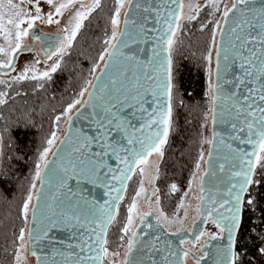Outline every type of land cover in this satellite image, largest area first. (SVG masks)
Returning a JSON list of instances; mask_svg holds the SVG:
<instances>
[{"label":"snow or ice","instance_id":"snow-or-ice-1","mask_svg":"<svg viewBox=\"0 0 264 264\" xmlns=\"http://www.w3.org/2000/svg\"><path fill=\"white\" fill-rule=\"evenodd\" d=\"M257 0H230L224 3V0H205L201 5L199 0H188L187 8L189 14L185 16V0H168L167 5L160 4L156 11V24L161 25V20L164 23L160 27L153 29H146V31H153L157 33L156 41L157 47L153 48L156 56L161 57L160 68L164 72H160V68H155V75H150L145 71L143 80L147 83L149 80L156 81L155 86L149 85L147 89L140 83L141 77L133 75L136 81L135 93L131 89L127 90V94L115 96L114 99H105L110 96L112 91H121L118 84H123L124 77H127V70L121 69L117 78L109 76V84L97 85L93 81H100L101 76L94 75L92 79L85 81V86L77 94V98L72 100L67 107L63 109L61 115H57L54 119L56 125L55 130L51 132L50 138L46 140V147L40 152L38 162L35 164L34 175L32 182L28 188V195L26 196L22 205V215L25 223L29 214L30 206L35 214L36 205L33 199H40L37 189V182L40 183L41 188L48 183L51 187L52 170L47 173L51 163L47 157L52 152L53 146L59 139L57 133L59 132V125L61 120L69 125L71 128L73 122V110H76V115L80 116L83 113L81 108L91 105L96 107L94 101L100 100V107L103 111V119L97 120V131L101 132L104 139L100 143V152H95L93 155L100 158L99 163L96 160H91L83 154L81 149L88 148L91 144V138L84 137L83 142L78 146L77 151H81V159L79 161V170L76 166L73 168L74 175L80 176L86 182L95 183L99 179L100 169L107 167L103 163V156L109 155V149L112 154L117 156L120 163L124 165L119 169L120 175H113L112 179L119 183V187L108 184V187L115 192L107 193L109 200L105 204L100 205L98 211L90 212L91 221H85L81 225L80 217H64V221H73V227L82 226L86 230V237H82V242L79 245H69V247H78L79 254L68 253L59 264H208L209 251L213 246L209 241H219L224 237L220 234L227 233L226 247H216L214 259L212 264H244L243 257L245 255L244 249L240 246L238 234L242 228L243 210L246 203L247 206L253 204L252 199L246 202L243 200L244 194L254 184L259 181L255 180L256 169L259 167L264 175V0H259L260 6L249 7L255 5ZM125 4L129 8L133 5V0H116V9L111 18L112 32L111 36L103 41L105 45L104 50L98 57V62L95 63L91 69L95 73L100 69V64L103 63L104 69H100L103 73L105 69H109L116 64V57L123 56L127 61H136L134 55H125L120 45L129 47L128 34L119 29L121 10L124 9ZM177 7L173 8L172 5ZM42 5H46L49 9L45 11ZM223 5V7H221ZM101 7V0H0V34L4 43L0 44V77L9 76L10 73L16 72V59L18 54L23 52H32V47H25L24 40L29 37V33L36 27L37 22L46 25H56L59 32L53 37L47 35L32 34V38L42 45L41 51L44 55V60L35 59L34 64H25L19 74L12 76L10 80L0 79V85L10 88L12 84L23 82L27 79L32 80H51L52 74L56 73L61 68V63L68 54L69 49H72L74 42L77 40L81 30L85 27V21L89 20L92 14ZM136 8L140 5L137 3ZM165 10V16H160L159 9ZM205 9L208 11L205 12ZM149 8H144V11H149ZM201 12H205V16H215L216 13H221L220 17L214 21L212 28V46L216 52V82L212 81V69L209 66V84L208 90L212 101L213 124L217 123V116H219L220 123H229L232 133L229 139L239 141L241 144L251 145L253 151H240L232 146L230 143H225L223 137L220 143L228 149L231 156H225V160H231V176L237 179V183H232L228 191L229 199L222 201L217 206V201L211 199L207 201L204 212V222L211 221L218 229V233H211L204 230L195 231L196 219L201 216V205L197 204L195 208L196 217H193L192 227H186L185 221L189 216L190 204H186L184 199H181L178 205V211L183 209V217L179 215L169 218L160 210L161 203L158 193L160 189L157 187L146 189L145 184L155 185V182L160 177V160L164 157V145L167 143L170 129L172 127L173 105H172V91H173V75H174V45L176 43L175 37L181 31V21L186 19L192 22L199 18ZM238 13L239 16H232V26L227 30L228 43L223 47V60L225 65L223 73L230 71L229 61L232 64L238 62L240 70L239 75H235L234 79H224L221 72V44L216 37L219 34L222 38L225 35V27L229 23L230 14ZM128 13L125 12V24ZM221 21L224 23L222 24ZM135 23V21H133ZM208 23H213L208 20L201 25V31L207 27ZM26 26V27H25ZM163 29V30H162ZM62 33V35L60 34ZM122 37L124 39H122ZM162 42V43H161ZM166 45V49H164ZM162 51L167 52L166 58L161 56ZM231 53V55H229ZM39 55V53H37ZM55 57V59H53ZM209 65L212 61V49L208 51L205 57ZM53 61L48 65V61ZM44 63L48 70H45L37 75L36 65ZM151 64V61H149ZM138 66V64H137ZM31 73V76H29ZM163 75V79L161 76ZM223 81L219 83V81ZM224 84L233 85V89L225 95L222 91ZM244 87V92L241 94V88ZM38 87L43 88L40 84ZM93 89L89 91V89ZM151 92L154 97V102L159 100L161 95L167 97L166 110L159 104L154 114H150L147 123L138 129L143 134L144 128L151 129L153 125H157L155 131H150L147 136L141 135L137 137L135 132L128 135L125 121L118 115V106L127 105L129 108L137 107L139 111L143 112V95L146 92ZM19 94V93H17ZM85 94L88 99L85 100ZM9 92L0 91V107L8 104ZM220 102V112H216L217 102ZM134 102V103H133ZM116 109V111H113ZM93 115H97L93 113ZM135 115V113H133ZM230 118V119H229ZM0 119H4L0 115ZM127 123H131L130 121ZM123 131L127 138L129 145L133 143L139 144V148L131 149V156H120L114 144L109 143V137L112 130ZM243 133L244 136L240 134ZM215 137V133H214ZM79 139V137H78ZM68 140V143H72ZM60 143H64L63 140ZM204 143L213 144V139H206ZM3 145V136L0 135V146ZM120 151H129L128 149H120ZM2 155V152H0ZM55 156L57 153L52 152ZM155 155L156 160H151L150 157ZM208 160L204 158V152L201 151L199 160L195 165V172L189 182V191L193 187L201 192L198 197L202 202L205 197L202 194L204 189V178L209 175L207 170H202V164L211 166L212 151L208 152ZM238 169V170H235ZM137 170L141 177L139 181V189L132 198L130 205L127 208L126 222L120 229L121 235L119 243L116 248L109 247L108 229L115 222L116 217L113 215L112 201L123 200L121 193L126 191V181L130 180ZM112 170L109 169V172ZM219 171H225V164H219ZM215 174V173H213ZM80 182L79 180L77 181ZM170 190L177 191V185L171 184ZM235 190V191H233ZM188 195L187 192L184 193ZM143 197V204L147 205L148 210H141L140 198ZM151 197H155L153 201ZM55 198L54 196L52 197ZM119 209V204L115 205ZM153 209L156 211V231H153V224L148 222L147 218L153 215ZM223 209L224 211H221ZM213 213H216L213 216ZM139 220V224L135 221ZM61 221L52 220L48 229L42 233L33 236V230L28 229L27 234L29 241L25 240L26 229L21 228L17 240L18 247L12 254V264H28L27 256L31 254L36 258L37 264H57L55 252L49 258L47 255L41 256L37 251L32 250L30 241L35 240L37 243L41 239H46L48 231L56 228ZM152 232L150 236L149 233ZM192 236L191 239H186L180 236L181 233ZM167 236L180 237L178 246L174 247L173 242L167 239ZM264 242V235L260 237ZM44 250L41 248L40 252ZM256 252L264 256V246H258ZM61 255H64L63 253Z\"/></svg>","mask_w":264,"mask_h":264},{"label":"trees","instance_id":"trees-1","mask_svg":"<svg viewBox=\"0 0 264 264\" xmlns=\"http://www.w3.org/2000/svg\"><path fill=\"white\" fill-rule=\"evenodd\" d=\"M115 0H102L85 27L81 30L72 49L65 55L61 68L52 74L51 80L38 83L25 80L12 85L8 104L0 107V134L3 145L0 152V264H12V254L18 247L20 229L25 220L21 209L28 195L35 164L40 152L47 146L54 129L55 117L77 97L91 79V69L104 50L103 41L111 36ZM208 19L201 14L197 20L184 21L174 45V75L172 91V127L164 157L160 160V177L155 187L160 189V206L172 216L180 200L189 188L195 165L205 144L211 97L208 90L209 65L205 57L212 46L213 23L201 31ZM212 64V61H211ZM43 84L40 88L38 85ZM19 93V94H17ZM257 167L254 184L244 201L252 199L251 206L244 205L242 228L238 234L244 249V264H264V256L256 252L264 246V175ZM140 175L136 172L129 181L125 196L119 203L116 220L108 229L109 247L116 248L120 229L126 221L127 208L137 191ZM177 191L170 190L171 184Z\"/></svg>","mask_w":264,"mask_h":264},{"label":"water","instance_id":"water-1","mask_svg":"<svg viewBox=\"0 0 264 264\" xmlns=\"http://www.w3.org/2000/svg\"><path fill=\"white\" fill-rule=\"evenodd\" d=\"M139 4L140 7L136 8L135 5ZM168 0H133V5L131 8L126 5L125 10L122 13L121 22H120V30H123L128 34L129 47H123L121 44L120 47L125 55H134L136 57V61H127L123 56L116 57L115 66L105 69L102 73L100 69H104L103 63L100 66V69L94 74L101 76L100 81H93L97 85L100 84H109V76L112 78H117L119 71L121 69L127 70V77L122 78L123 84H118V88L121 91H112L110 96H106L105 99H114L115 96L123 94H127V90L131 89L133 93H135V84L136 81L133 79V75L141 77L140 83L144 85V88L147 89L149 85L155 86L156 81L149 80L147 83L143 80V75L145 71L150 75H155V68H160V60L161 57H158L153 52V48L157 47L156 36L157 33L153 31H146V29H153L155 27H160L163 25L164 21L161 20V25L156 24V11L159 8L160 4L167 5ZM260 6L259 0L255 5H250L249 7ZM149 8L150 10L145 12L144 8ZM173 8H176L177 5L173 4ZM160 16H165V10L160 8ZM125 12L128 13L127 20L128 23L125 24ZM232 16H239L238 13L230 14L229 23L224 25L225 27V35L222 38L219 34L216 39L218 42L223 40L221 44V72L224 79H234L235 75L240 74V70L238 67V62L236 64H232L230 61L229 67L230 71L227 73H223V68L225 65V61L223 60V47L228 43V35L227 30L230 26H232ZM135 21V23H133ZM223 24L224 22L221 21ZM163 30V29H162ZM59 31H47L41 29L36 26L32 32L29 33V36L32 40V34L36 33L38 35H47L49 37L55 38ZM62 35V33H60ZM122 39H124L122 37ZM162 43V42H161ZM29 46H26V48ZM31 47V46H30ZM166 49V45L163 46ZM37 48L41 54L42 59H44L43 52L41 51L42 45L37 42ZM231 55V53H229ZM161 56L166 58L167 52L162 51ZM17 60V59H16ZM151 61V64L149 63ZM212 81L216 82V52L214 48V52L212 55ZM138 64V66H137ZM160 72L163 73L164 69L160 68ZM163 79V75L161 76ZM223 81H219L222 83ZM109 89L111 90V85L109 84ZM233 89V85L224 84L222 89L225 95L228 94L229 91ZM93 89H89L92 91ZM244 87L241 88V94L244 92ZM85 100L88 99L87 94L84 97ZM167 97L165 95H161L160 99L154 102V97L152 93L146 92L143 95V108L145 111L141 112L137 107L129 108L127 105L118 106L119 111L118 115L121 119L125 121L128 135L131 136L133 132L137 137L141 135L147 136L150 131H155L157 125H153L151 129L144 128L143 134H141L138 129L143 127L147 121L152 118L150 114H154L155 111H159L157 108V104L161 105L165 110L167 107ZM96 107L93 108L91 105L80 108V111L83 113L80 116L76 115V110L73 111V122L71 128L69 129V125L66 123L65 131L60 139L57 141L56 145L52 149V152L57 153V155L53 156L52 152L48 156V160L51 162L48 166V169H45L47 173L49 170H52V180L51 187L48 186V183L41 188L40 183H37V189L39 192L36 195L40 196L39 200L33 199V204L36 205L35 214L33 215L32 208L30 209V215L27 224V230H33V236L42 233L45 229L49 228L50 221L57 220L61 221V223L56 227L52 228L48 231V236L46 239H41L39 243L35 240L30 241V246L32 250L37 251V253L41 256L47 255L49 258L55 252L57 264L61 260L64 259V256L68 253L79 254L78 247H69V245L75 246L79 245L82 242V237H86V230L82 226L73 227V221H64V217H80L81 225L84 222L91 221L93 219L90 217V212L93 210L99 209L100 205L105 204L106 201L109 200V196L107 193L112 192V189L108 187V184H112L115 187H119V183L112 179L113 175L119 176V169L123 168L124 165L120 163L117 159V156L112 154V150L109 149V155L103 156V163L107 165V167H102L100 169L99 179L96 180L95 183L90 181H85L80 176L74 175L73 168L76 166V170H79V161L81 159V151L85 156H87L91 160H96L99 163L100 158L95 157L93 153L100 152V143L103 141L104 137L101 132L97 131V120L103 119L104 114L100 107V100L94 101ZM134 103V102H133ZM211 101V108H212ZM221 110L220 102H217L216 112L219 113ZM116 111V109H113ZM96 113L97 115H93ZM135 113V115H133ZM230 119V118H229ZM131 122L130 124L127 122ZM210 139H213V144L207 146V151L205 155V160H208V152L212 151V160L211 166L207 164H203L204 170L209 172V175L204 178V189L203 195L205 197V201H198V204L201 205V216L196 219V229L195 231L204 230L206 223L204 222V216L207 214L204 212V208L206 206H210L207 204V201L211 199H215L217 201V206L220 202L226 201L229 199L228 191L231 188L232 183H237V179L231 176L230 168H231V160H225V156H231L228 149L224 146V144L220 143L221 137H223L225 143H230L232 146L240 151L250 152L253 151L251 145L241 144L239 141L234 139H229L230 135H234L231 130V126L229 123H220L219 116H217V123L213 124V112L210 110V118L208 125ZM215 133V137H214ZM244 136L243 133L240 134ZM79 137V139H78ZM84 137L91 138V144L88 148L81 149V151H77L78 146L83 142ZM72 140V143H68V140ZM63 140L64 143H60ZM109 143L115 145L116 150L119 152L120 156H131V149L139 148V144L133 143L129 145L127 142V138L123 131H117L116 129L112 130V133L109 137ZM120 149H128L129 151H120ZM225 164V171H219V164ZM109 169L112 171L109 172ZM238 170V169H235ZM215 173V174H213ZM80 181L79 183L77 181ZM129 181H126V190L129 184ZM151 186H147L150 194ZM235 191V190H233ZM199 196L201 192L198 190ZM125 192L121 193L123 197L125 196ZM112 195H116L115 192H112ZM243 196V200L245 198ZM55 197L54 199L52 197ZM122 201V200H121ZM121 201H112L113 204V215H116L117 209L115 208L116 204H119ZM143 199H142V204ZM221 211H224L221 209ZM216 213H213L215 216ZM148 222L152 223L154 228L153 231H156V213L153 211V215L147 218ZM211 222V221H210ZM212 223V222H211ZM139 224V220L138 223ZM193 224V222H192ZM192 224L189 228L192 227ZM186 227L189 226L188 222L185 224ZM152 235V232L149 233ZM224 238L219 241H209V243L213 246L208 249L209 251V261L208 264H212V260L214 259V254L216 251V247H226L227 245V233L220 234ZM180 236L191 239L192 236L186 235L185 233H181ZM167 239L173 242L174 247L178 246V241L180 237L177 236H167ZM27 241H29V237L27 234ZM44 251L41 253L40 249ZM64 255H61V254ZM31 255V254H29ZM32 256V255H31ZM37 264L36 258L34 257V263Z\"/></svg>","mask_w":264,"mask_h":264},{"label":"rangeland","instance_id":"rangeland-1","mask_svg":"<svg viewBox=\"0 0 264 264\" xmlns=\"http://www.w3.org/2000/svg\"><path fill=\"white\" fill-rule=\"evenodd\" d=\"M102 1V0H101ZM187 2H188V0H185V8H184V14H185V16L186 15H188L189 14V10H188V8H187ZM115 3H116V0H115ZM199 3L201 4V5H203L204 3H205V0H199ZM224 3H228L229 4V6H230V0H224ZM126 5L127 4H125V7H126ZM42 7L44 8V10L45 11H48L49 9L47 8V6L46 5H42ZM116 7H117V5H115V8H114V12H115V9H116ZM125 7H124V9H122L121 10V15H120V22H121V17H122V13H123V11L125 10ZM221 7H223V5H221ZM208 10L207 9H205V12H207ZM205 12H201L200 13V15L201 14H205ZM114 14V13H113ZM199 15V16H200ZM220 15H221V13H216L215 14V16H206V18L208 19V20H216V19H218L219 17H220ZM184 21H187L186 19H184V20H182L181 21V24L184 22ZM36 26H38V27H40L41 29H44V30H47V31H59V29H58V27L56 26V25H51V26H49V25H46V24H41L40 22H37V25ZM26 27V26H25ZM119 28H120V24H119ZM178 37V36H177ZM177 37H175L174 39H177ZM31 42V38H30V36L29 37H27L25 40H24V45H25V47L26 46H28L29 45V43ZM2 43H4V41H3V38H2V34H0V44H2ZM36 49H34V51H32V52H27V51H25V52H23L22 54H18V58H17V60H16V69H17V71L16 72H12V73H10V75L9 76H5V77H0V79H5V80H10V78L12 77V76H15V75H17V74H19V72L22 70V68L24 67V65L27 63V64H29V65H31V64H34L35 63V59H37V58H39L41 61H43V59H42V57H41V54H40V52H39V49L37 48V45H36V47H35ZM37 53H39V55H37ZM212 55H213V50H212ZM53 59H55V57L53 58ZM53 63V61H48V65H51ZM102 64V63H101ZM101 64H100V66H101ZM213 64V63H212ZM212 64H211V69H212ZM36 68H37V75H39V73H41V72H43V71H45V70H48V68H47V66L44 64V63H41V64H39V65H36ZM99 69H97V71H98ZM96 71V72H97ZM95 72V73H96ZM95 73H93L92 74V76H91V79H92V77L94 76V74ZM29 76H31V73H29ZM27 80H32V79H27ZM45 80H47V79H44V80H37L38 81V83H42L43 81H45ZM12 85H15V84H12ZM11 85V86H12ZM10 88H8V87H5L4 85H0V91H7L8 92V90H9ZM77 98V97H76ZM79 106V105H78ZM77 106V107H78ZM67 107V106H66ZM75 110V109H74ZM73 110V111H74ZM63 112V111H62ZM62 112L60 113V114H58V115H61L62 114ZM0 121H1V119H0ZM65 125H66V122H65V120H61V122H60V125H59V132L57 133V135H58V137H59V139H60V137L63 135V133H64V131H65ZM55 128H56V125L54 126V129L53 130H55ZM1 135V134H0ZM58 139V140H59ZM206 139H210V135H209V130L207 129V133L205 134V140ZM57 140V141H58ZM204 140V141H205ZM57 143V142H56ZM205 144V146H204V148H203V152H204V158H205V155H206V151H207V146H208V144L207 143H204ZM56 145V144H55ZM54 145V146H55ZM54 146H53V148H54ZM52 148V149H53ZM0 150H1V146H0ZM43 151V150H42ZM51 153V152H50ZM49 153V154H50ZM48 158V157H47ZM150 159L151 160H156L157 159V157L155 156V155H153L152 157H150ZM202 170H204V168H203V164H202ZM137 173L139 174V171L137 170ZM140 179H141V177H140ZM38 183V182H37ZM155 187V185H151V187ZM145 187H146V184H145ZM138 189H139V184H138V187H137V191H138ZM136 191V192H137ZM187 193H188V195L187 196H185V195H183V197H182V199H184V202L186 203V204H190L191 205V208L189 209V216H188V219L186 220V221H192L193 220V217H196V212H195V208H196V205L198 204V201H199V199H198V197H199V192H198V189H196L195 187H193L192 188V190L191 191H189V188H188V190L186 191ZM134 196H135V194H134ZM133 196V197H134ZM132 197V198H133ZM142 199H143V197H141L140 198V203L142 204ZM151 199H152V201H153V204H154V201H155V197H151ZM131 201H132V199H131ZM33 203V202H32ZM131 203V202H130ZM130 203H129V205H130ZM128 205V206H129ZM148 208V207H147ZM159 208H160V210L162 211V209H161V206L159 205ZM30 209H31V206H30ZM30 209H29V214H28V218H27V221H28V219H29V215H30ZM153 211L156 213V211H155V209H153ZM157 214V213H156ZM164 214L166 215V216H168L165 212H164ZM177 215H179L181 218L183 217V209H180L179 211H178V208H177V210L174 212V214L172 215V216H168L169 218H173L174 216H177ZM127 218V217H126ZM185 221V222H186ZM126 222V221H125ZM135 223L137 224L138 223V219L135 221ZM27 224H28V222H27ZM27 224L25 223V225H24V229H26V234H25V240L27 241ZM204 231H207V232H211V233H217V234H219L218 233V229L215 227V225L213 224V223H211L210 221H208L207 223H206V225H205V229H204ZM27 262H28V264H33L34 263V257L33 256H31V255H28L27 256ZM189 264H191V261H189Z\"/></svg>","mask_w":264,"mask_h":264},{"label":"flooded vegetation","instance_id":"flooded-vegetation-1","mask_svg":"<svg viewBox=\"0 0 264 264\" xmlns=\"http://www.w3.org/2000/svg\"><path fill=\"white\" fill-rule=\"evenodd\" d=\"M36 45H37V41L31 39V42L29 43L28 46H31L33 49H36V48H35ZM43 60H44V59H43ZM147 186H148V184L146 183V189H147ZM149 186H151V185H149ZM141 210H142V211H147V210H148L147 205H141ZM187 222H188V224H189L188 227H190L191 224H192V222H193V220H192V221H186L185 224H186Z\"/></svg>","mask_w":264,"mask_h":264}]
</instances>
